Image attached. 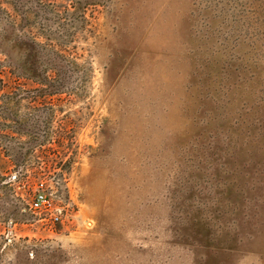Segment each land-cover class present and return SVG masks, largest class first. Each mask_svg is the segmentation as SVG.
I'll list each match as a JSON object with an SVG mask.
<instances>
[{"label":"rangeland","instance_id":"1","mask_svg":"<svg viewBox=\"0 0 264 264\" xmlns=\"http://www.w3.org/2000/svg\"><path fill=\"white\" fill-rule=\"evenodd\" d=\"M0 264H264V0H0Z\"/></svg>","mask_w":264,"mask_h":264},{"label":"built area","instance_id":"2","mask_svg":"<svg viewBox=\"0 0 264 264\" xmlns=\"http://www.w3.org/2000/svg\"><path fill=\"white\" fill-rule=\"evenodd\" d=\"M53 195V191L43 182H40L29 203L33 212L38 214L39 218L45 224H50L51 227L62 224L64 218L67 217V213L64 211L63 207L55 203Z\"/></svg>","mask_w":264,"mask_h":264}]
</instances>
